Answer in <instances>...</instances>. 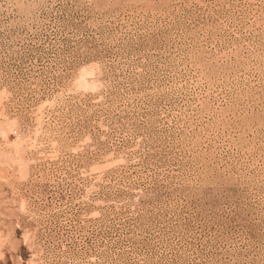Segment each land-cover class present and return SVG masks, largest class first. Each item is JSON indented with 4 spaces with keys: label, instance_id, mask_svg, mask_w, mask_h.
Segmentation results:
<instances>
[{
    "label": "rangeland",
    "instance_id": "374dc122",
    "mask_svg": "<svg viewBox=\"0 0 264 264\" xmlns=\"http://www.w3.org/2000/svg\"><path fill=\"white\" fill-rule=\"evenodd\" d=\"M0 264H264V0H0Z\"/></svg>",
    "mask_w": 264,
    "mask_h": 264
},
{
    "label": "bare ground",
    "instance_id": "6f19581e",
    "mask_svg": "<svg viewBox=\"0 0 264 264\" xmlns=\"http://www.w3.org/2000/svg\"><path fill=\"white\" fill-rule=\"evenodd\" d=\"M85 79H86V78H85ZM85 79H84V80H85ZM88 81H89V80H88ZM89 82H90V81H89ZM89 82H88V83H89ZM17 160H18V159H17Z\"/></svg>",
    "mask_w": 264,
    "mask_h": 264
}]
</instances>
